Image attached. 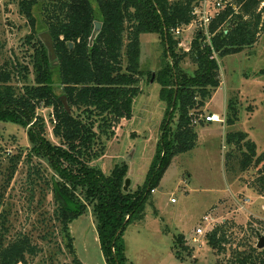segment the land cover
<instances>
[{"label": "trees", "instance_id": "obj_1", "mask_svg": "<svg viewBox=\"0 0 264 264\" xmlns=\"http://www.w3.org/2000/svg\"><path fill=\"white\" fill-rule=\"evenodd\" d=\"M95 1L100 14L96 13L92 0H56L45 6L43 22L52 36L58 64L50 60L44 42L30 34L26 41L34 43L35 51L29 55L30 61L9 59L0 67V123L28 127L32 145L28 159L46 160L58 176L53 188L55 215L67 239L66 247L74 254V263L83 264L75 254L70 224L92 207L107 264H131L124 241L126 227L133 219L143 218L144 205L173 158L195 148L197 126L211 123L202 116L221 83L215 54L221 58L236 54L258 41L264 32V0L228 1L210 25V42L204 33H197L191 49L183 53L178 51L180 39L174 37L172 30L193 20L195 0ZM37 3L38 0L19 2L33 31L37 23L33 7ZM96 20L103 26L90 44ZM145 33L159 34L164 54L172 60V63L167 60L156 80L161 84L160 96L168 104L167 117L173 107L176 111L171 121L177 116V123L173 131L171 121L166 118L146 184L134 191H124L126 163L106 175L93 162L105 154L106 141L115 135L120 123L133 118L134 99L141 92V35ZM68 42L74 44L72 49ZM187 55L197 64L193 75L180 69ZM55 74L61 83L60 93L53 85ZM62 96L66 97L71 112L65 109ZM237 104L236 98L228 102L229 126L238 120ZM41 107L53 110V133L59 144L47 137L45 117L38 112ZM226 139L238 153L241 170L261 164L254 184L264 196V154L258 156L256 142L245 132H228ZM231 155L229 152L227 159ZM35 172L40 174V169ZM255 220L259 226L252 228V241L228 247L231 241L224 221L207 233V243L218 254L229 249L231 258L227 264H264V249L256 246L264 221ZM5 221L4 218L0 225V264H27V257L37 255L40 247L26 234L7 241ZM177 238L185 245L184 235ZM189 251L192 254L193 250Z\"/></svg>", "mask_w": 264, "mask_h": 264}, {"label": "rangeland", "instance_id": "obj_2", "mask_svg": "<svg viewBox=\"0 0 264 264\" xmlns=\"http://www.w3.org/2000/svg\"><path fill=\"white\" fill-rule=\"evenodd\" d=\"M55 1L38 0L33 7L37 18L33 31L20 10V0H0V67L9 59L30 61L29 55L35 52L34 43L28 44L27 37L34 34L41 39V34L46 32L43 10ZM92 2L100 14L96 1ZM187 34L180 36L185 45L178 47L179 53L189 47L192 35ZM141 51V92L134 99L133 118L120 123L115 135L106 141L105 154L93 162L106 175L117 165L126 163L130 191L146 184L164 122L166 118L170 122L176 111L171 107V115L167 117L168 104L161 98V84L156 80L167 60L172 63L170 55L164 54L161 36L142 34ZM215 57L220 66L221 83L207 102L202 117L206 120L207 115L215 113L216 119L219 115L224 121L197 126L195 148L173 158L146 201L143 218L133 219L126 227L124 241L131 264H227L231 258L229 249L218 254L207 243L206 236H199L200 243L192 241L204 216L212 215L219 220L214 227L226 221L231 241L227 246L235 247L245 240L252 241V228L259 226L255 219L264 215L261 211L264 198L254 184L261 164L241 170L238 153L226 139L228 132H245L256 142L258 156L264 154V32L253 46L236 54L222 58L215 54ZM180 69L193 75L197 69L194 58L185 56ZM53 85L60 93L57 74ZM231 98H236L238 103V120L233 126L227 124V105ZM38 112L45 117L47 137L59 144L53 133L52 108L41 107ZM176 123L177 116H174L170 128L173 131ZM28 130L17 123H0V225L5 218L7 241L26 234L38 244L40 252L28 256L27 264H75L74 254L66 247L67 239L55 215L57 202L53 188L58 176L46 160L28 159L27 153L32 147ZM229 152L232 155L227 159ZM36 168L40 174L35 172ZM244 197L253 202L247 210L240 209ZM214 227L210 226L209 231ZM70 234L75 254L83 264H107L92 207L70 224ZM179 235H184L185 245L179 243ZM189 249L193 250L192 254Z\"/></svg>", "mask_w": 264, "mask_h": 264}, {"label": "built area", "instance_id": "obj_3", "mask_svg": "<svg viewBox=\"0 0 264 264\" xmlns=\"http://www.w3.org/2000/svg\"><path fill=\"white\" fill-rule=\"evenodd\" d=\"M230 0H195L192 6V15H193V20L189 24H185L182 26H179L175 29L172 30V33L175 38L181 39L180 36H182L184 33H188L187 35L191 34L192 38L189 40V47L185 48L186 51H189L191 49V44L196 36L197 33H204L207 37V40L210 42L211 38V33H210V25L216 15V13L219 11V9L226 4ZM180 45H185L181 41L179 42ZM217 114H210L207 115L206 121H217V122H223L224 118L222 116L217 117ZM203 118V117H202ZM195 124L198 123L197 120L194 121ZM154 191V190H153ZM244 202L242 204L240 209L247 210V208L252 205V200L251 198H246L244 197ZM172 201H175V199H172ZM261 211L264 213V204L261 206ZM253 214V213H252ZM261 220L264 221V215L261 216ZM217 218L212 216V215H205L203 218L202 224H200L196 230H195V235L192 238V241L194 243H200L201 240L199 236H206L207 233L209 232V227L216 225L218 223ZM264 235V228L262 229V236Z\"/></svg>", "mask_w": 264, "mask_h": 264}, {"label": "water", "instance_id": "obj_4", "mask_svg": "<svg viewBox=\"0 0 264 264\" xmlns=\"http://www.w3.org/2000/svg\"><path fill=\"white\" fill-rule=\"evenodd\" d=\"M94 25H95V27H94L93 33L91 35V38H90V44H92L94 42L95 38L100 33L102 26H103V23L99 20H96ZM41 40L44 42V44L46 45V47L49 51L50 60L54 61V64L57 65L58 64V61L56 60L57 55L55 52L54 42H53L52 36L48 32H44L41 34ZM68 45L70 46L71 49L74 47V44L72 42H68ZM153 78H154V75H153ZM62 100H63L64 106H65V109L68 112H71V108L67 102L66 97L62 96ZM130 184H131V180L129 178H127L125 181V185H124V191L129 190ZM256 246L258 249H264V235L261 236V238L258 240Z\"/></svg>", "mask_w": 264, "mask_h": 264}, {"label": "crops", "instance_id": "obj_5", "mask_svg": "<svg viewBox=\"0 0 264 264\" xmlns=\"http://www.w3.org/2000/svg\"><path fill=\"white\" fill-rule=\"evenodd\" d=\"M262 198H264V196H262Z\"/></svg>", "mask_w": 264, "mask_h": 264}]
</instances>
